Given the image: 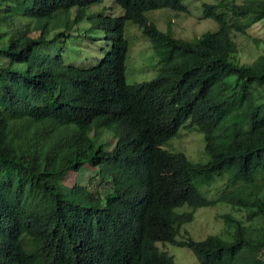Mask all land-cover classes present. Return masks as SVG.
<instances>
[{
    "label": "trees",
    "instance_id": "1",
    "mask_svg": "<svg viewBox=\"0 0 264 264\" xmlns=\"http://www.w3.org/2000/svg\"><path fill=\"white\" fill-rule=\"evenodd\" d=\"M100 1L0 0V264H175L158 241L189 247L196 264H264V229L227 212L230 240L176 237L194 208L213 203L197 183L223 171L233 190L216 199L264 227V98L252 88L264 82V53L234 61L230 35L264 16V0L202 2L216 27L192 39L144 14L185 12L182 0H111L120 14H105V3L87 11ZM83 19L78 34L98 27L110 45L95 62L76 67L40 47L53 27ZM125 21L156 55L147 80H124ZM64 30L55 33L62 41ZM184 124L202 133L206 162L161 147ZM83 166L94 169L87 180H70ZM95 173L110 182L103 192L89 187Z\"/></svg>",
    "mask_w": 264,
    "mask_h": 264
},
{
    "label": "rangeland",
    "instance_id": "2",
    "mask_svg": "<svg viewBox=\"0 0 264 264\" xmlns=\"http://www.w3.org/2000/svg\"><path fill=\"white\" fill-rule=\"evenodd\" d=\"M217 0H182L186 6V11H175L169 8H156L144 12L145 16L154 22L159 29H165L167 24L174 36H180L185 39H192L201 32L209 29H215L216 22L210 17L202 15V2H215ZM229 2L230 0H224ZM230 2L242 3L243 0H231ZM229 2V3H230ZM105 3L103 10L108 14L118 15L121 13V8L115 5L111 0H102L89 6L87 11H95ZM73 8H70L72 10ZM218 11V10H217ZM90 22L83 19L81 22L71 25L67 30L61 27H53L47 34L49 41L40 45V47L48 54L59 52L63 61L67 64H72L76 67H82L95 62L99 57L109 50L110 45L102 38V32L98 27H91L86 30L83 35L78 34L82 27H86ZM65 25V24H64ZM138 26L131 21L124 23V37L127 40L128 50L124 57V80L127 83L137 82L151 78L156 74L157 58L153 52L149 40L141 34ZM68 31L70 35L64 41L60 35H56L58 31ZM230 35L237 45V52L232 55V59L239 63L250 62L260 53H264V16L257 21L252 22L244 32L230 31ZM229 83L236 81L233 75L225 77ZM255 100L260 102L264 98V82H256L253 84ZM235 90L225 89L221 95L233 94ZM110 137V136H109ZM114 142V141H113ZM113 142H111L112 146ZM168 152L180 151L185 158L191 162H206L208 154L204 151V139L202 133L195 125H181L176 132L161 145ZM84 166L81 167L75 176L71 175L70 180L79 178V182H84L88 172L94 169L87 168L84 171ZM92 173H90L91 175ZM227 171L212 174L208 183H197V189L201 196L212 200L211 205H203L194 208L191 220L183 223L179 228V233L176 235L180 238L189 235L193 239H201L207 234L216 235L222 239H231L232 227L226 224L222 213H230L240 220L243 225L250 226L256 230H262L264 227H259L253 222L249 225L250 220H246L244 210L232 208L228 203L217 200L216 197L222 190L230 191L233 188L226 183L225 179ZM81 178V179H80ZM88 178V177H87ZM90 188H97L104 191L107 183L101 181L98 174H93L90 177ZM225 186H227L225 188ZM110 188V187H109ZM244 192L249 190L248 187H243ZM186 205L177 207L176 210H183ZM253 221V219H252ZM260 224L264 226V219H261ZM186 231V234L185 232ZM157 247L171 255L175 264H196V258L187 246L175 245L167 242L156 243ZM260 257L264 258V248L259 252Z\"/></svg>",
    "mask_w": 264,
    "mask_h": 264
},
{
    "label": "clouds",
    "instance_id": "3",
    "mask_svg": "<svg viewBox=\"0 0 264 264\" xmlns=\"http://www.w3.org/2000/svg\"><path fill=\"white\" fill-rule=\"evenodd\" d=\"M217 1H218V0H217ZM223 1H224V0H223ZM230 1H231V0H230ZM230 1H229V2H230ZM225 2H226V1H225ZM229 2H228V3H229ZM256 21H257V20H256ZM254 22H255V21H254ZM249 25H250V24H249ZM247 27H248V26H247ZM245 29H246V28H245ZM232 30H234V29H232ZM232 30H231V31H232ZM234 31H236V30H234ZM123 70H124V69H123ZM123 77H124V72H123ZM146 80H147V79H146ZM126 83H127V82H126ZM185 122H186V124H187L188 119H186ZM187 126H189V125H187ZM190 126H191V125H190ZM197 129H198V128H197ZM263 177H264V175H263ZM260 180L262 181V180H264V178H263V179H260ZM229 205H230V204H229ZM181 206H182V205H181ZM181 206H180V207H181ZM230 206H231V205H230ZM183 210H184V209H183ZM178 211H182V210H178ZM229 240H230V239H229ZM181 246H184V245H181ZM163 251H164V250H163ZM165 253H166V252H165ZM174 263H175V262H174Z\"/></svg>",
    "mask_w": 264,
    "mask_h": 264
}]
</instances>
